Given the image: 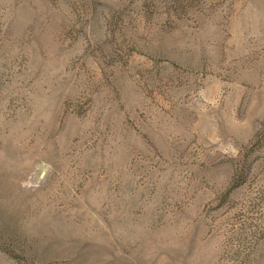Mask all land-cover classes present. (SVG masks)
<instances>
[{
	"label": "rangeland",
	"instance_id": "1",
	"mask_svg": "<svg viewBox=\"0 0 264 264\" xmlns=\"http://www.w3.org/2000/svg\"><path fill=\"white\" fill-rule=\"evenodd\" d=\"M0 264H264V0H0Z\"/></svg>",
	"mask_w": 264,
	"mask_h": 264
}]
</instances>
